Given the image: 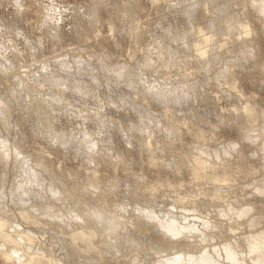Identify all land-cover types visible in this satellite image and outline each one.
<instances>
[{
  "label": "rangeland",
  "instance_id": "374dc122",
  "mask_svg": "<svg viewBox=\"0 0 264 264\" xmlns=\"http://www.w3.org/2000/svg\"><path fill=\"white\" fill-rule=\"evenodd\" d=\"M191 1L0 0V100L7 103L0 107L7 142L0 146V213L34 236L8 246L13 262L0 255V264H25L15 249L39 251L43 264H80L60 237L81 228L97 229L90 264H162L178 248L159 247V233L145 228L146 210H190L197 215L192 220L210 224L207 215L236 211V196L243 198L262 176L257 143L244 148L258 170L243 172L237 163L251 126L264 138V23L258 19L261 30L250 35V45L222 48L224 59L212 62V52L200 56L192 46L196 19L185 16ZM187 27L189 37L175 35ZM209 29L215 38L231 36ZM232 35L239 37L238 30ZM226 63L238 71L237 88L223 72ZM180 90L195 105L171 103L170 94ZM248 99L260 115L253 122L254 113L244 109ZM198 127L203 137L196 136ZM225 145L233 152L221 158L215 151ZM211 154L232 175L219 189L225 197H211L220 183L193 173L201 165L197 157ZM25 188L31 200L23 199ZM30 208L35 216L26 219L20 212ZM76 212L84 222L71 217ZM101 213L124 220L121 231L101 230ZM230 233L222 227L207 240L223 244Z\"/></svg>",
  "mask_w": 264,
  "mask_h": 264
},
{
  "label": "bare ground",
  "instance_id": "6f19581e",
  "mask_svg": "<svg viewBox=\"0 0 264 264\" xmlns=\"http://www.w3.org/2000/svg\"><path fill=\"white\" fill-rule=\"evenodd\" d=\"M185 14L186 19H191L189 20L190 23H194V19H196L192 27V32L195 34V37L192 39V46L195 47L200 56H206L212 52L208 59L214 62L224 59L222 48L232 49L236 44L250 45V41L254 38V36L250 37V35L261 30L258 19L261 20V23H264V0H246V2L245 0H192L187 4ZM207 27L216 28L221 31L222 35L231 36L215 38L219 34L215 31H210V29V32L207 31ZM236 30H238L239 37L232 35V32ZM190 33L191 30L188 27L175 31V35L183 39L189 37ZM212 43L214 44L212 45ZM210 46L214 48L210 49ZM252 54L253 52L247 49L245 50L244 57L249 58ZM231 64L226 63V71L223 72H225L229 79V85L237 88L239 75L238 71L232 70L231 66H234V64ZM3 106V104H0V107ZM244 109L247 116L252 115L255 111L258 112L257 107L249 99L246 101ZM252 116V119H248L251 122L257 120L260 115L255 116L254 113ZM244 126H247V124ZM251 129H254V131L243 135V141L238 149L240 157L237 168L247 173H251L253 170L256 172L258 167L255 164H250L252 155L246 153L244 147L257 143L256 154L264 156V138L260 139L261 131H256L258 129V125L256 124L251 126ZM195 134L197 137H203V128L198 127L195 130ZM244 137H247L249 141ZM238 141L240 143V140ZM3 145H7V142L0 136V146ZM7 149L9 150L10 148L7 147ZM223 151L231 153L233 149L230 145H225L224 150L218 149L215 153L223 158L225 157ZM207 153L212 152L208 150ZM5 156L7 157L6 154H3V157ZM1 158L2 156L0 155ZM197 159L201 165L195 166L193 170L195 177H203L206 181H211L215 184L220 183L214 186L210 192V196L215 198L225 197L226 194L219 192V189L220 186L223 187L222 183L232 179L231 173L219 167L214 154H211V158L199 156ZM261 175L260 178L249 183H253L252 187L248 188V193L243 198L236 196L237 200H234L237 203H234L236 211L233 208L229 210L227 208L215 210L214 214L206 216L207 220L211 222L210 224H207L206 220H192L190 216L195 215V213L190 210L183 211L170 208L163 214L155 210H146L144 213L146 216H144L150 218L145 219L147 220L145 228H153L159 233V247L173 245L172 248H178L176 255L166 258L162 256L161 259H164L162 264H264V172ZM24 192H26V196L23 199L31 200L29 188H25ZM180 198L183 201L186 197L180 196ZM242 204L246 205L243 206ZM36 209L40 210L41 207L38 206ZM20 213L24 218L28 219L35 216L33 213H36V210L33 208H30V210L24 209ZM219 213L230 215L228 217H219ZM238 213L240 216L237 215ZM121 214L123 215L124 213L121 212ZM166 214L171 215L166 217ZM76 216L80 217V220L83 222L85 221L79 212H76V215H72L71 217L74 220H79ZM98 216L102 218L101 230L121 231V223L124 220L120 217L105 215L103 213ZM212 216L215 218H212ZM8 217L2 212L0 213V255L5 256L11 263L13 262L14 255L7 253L8 246L15 248L14 243H20L24 235H26L28 240H33L34 236L27 232V228L22 223H19L21 225L18 227H11ZM242 225H245V231L237 230ZM226 226L229 227L231 233L222 242L223 244L218 242L212 243L210 240H207L210 237L218 235L221 232V228ZM127 231L131 238L137 237V233H134L133 230L127 229ZM62 232L64 231L62 230ZM96 234L97 229L89 230L81 228L70 232V237L61 236L60 240H62L65 248L66 246H68V249L70 248L68 251H71V253L76 251V254L80 255V264H90L91 261L89 260H91V256H87V252L93 247ZM64 240H68V243H64ZM75 243H79L80 248ZM15 250L19 254L17 259H27L25 264H43L44 262L43 256L35 254L39 251L27 252L26 250ZM49 264L61 263L51 261Z\"/></svg>",
  "mask_w": 264,
  "mask_h": 264
},
{
  "label": "clouds",
  "instance_id": "9594fccd",
  "mask_svg": "<svg viewBox=\"0 0 264 264\" xmlns=\"http://www.w3.org/2000/svg\"><path fill=\"white\" fill-rule=\"evenodd\" d=\"M245 2H246V0H245ZM81 14H83V10H81ZM86 18L87 19H91V17H86ZM12 95L15 96L16 93L13 92ZM170 96H171L170 102L174 103V104H177V105H179V104L187 105L189 103V101H191L193 105H195V103H196L194 96H189L188 92L184 91V90H180V95L179 96H176L175 93L170 94ZM0 104H3L5 108L7 107V103L5 101H3V100H0ZM102 134H103L102 131L97 133V135H102ZM56 142L57 141H55V140L53 141L54 144Z\"/></svg>",
  "mask_w": 264,
  "mask_h": 264
}]
</instances>
